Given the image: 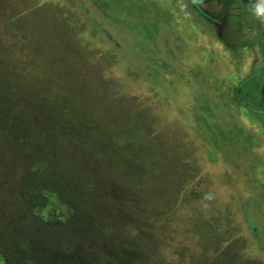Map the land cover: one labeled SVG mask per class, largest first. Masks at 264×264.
Wrapping results in <instances>:
<instances>
[{"label":"rangeland","instance_id":"374dc122","mask_svg":"<svg viewBox=\"0 0 264 264\" xmlns=\"http://www.w3.org/2000/svg\"><path fill=\"white\" fill-rule=\"evenodd\" d=\"M172 16L158 0H0L3 63L19 67L27 90L59 98L44 110L36 103L40 122L61 121L57 109L67 104L72 82L71 105L82 108L75 121L101 123L105 139L113 137L109 126L116 120L136 123L140 134L153 137L151 151L138 149L150 152L153 169L140 162L136 170L147 171L149 187L133 192L119 186L121 198L109 201L105 217L112 236L96 245L95 261L97 255L100 264L117 257L115 228L126 244L133 222L132 247L141 251L132 254V264H146L147 247L152 264H264V173L255 168L259 158L248 156L238 123L248 114L238 101L257 107L262 95L245 101L228 77V61L215 60L212 48L203 59L206 47L180 33L192 20L180 12ZM16 184L1 195L0 233L7 236L13 225L2 204L11 194L30 210L31 227L9 235L18 244L0 236V264H25L31 257L22 250L24 237L36 239L45 225L48 231L58 219H72L52 189L35 185L17 194ZM207 193L214 199L204 200Z\"/></svg>","mask_w":264,"mask_h":264},{"label":"trees","instance_id":"16d2710c","mask_svg":"<svg viewBox=\"0 0 264 264\" xmlns=\"http://www.w3.org/2000/svg\"><path fill=\"white\" fill-rule=\"evenodd\" d=\"M6 55L4 46L0 49V199L4 188L12 191V184H19L17 194L35 185L44 186L60 196L61 204L67 206L73 219L68 218L67 223L58 219L54 222L55 227L48 231L47 226L51 225H45L44 235L35 234L36 239L32 235L24 237L22 250L31 257L25 264H100L98 255L96 261L94 259V254H98L96 245L101 239L105 241L112 236L107 234L111 224L105 221L110 214L109 201L120 200L119 186L122 184L133 192L149 187L144 182L147 171L136 170L140 162L149 170L153 169L150 152L138 151L142 145L146 151H151L153 137L149 131L140 134L141 130L131 125L136 123L116 120L109 126L113 137L105 139L103 130H98L101 123L75 121L82 108L74 107V110L71 105L77 93L72 82L66 91L67 104L57 109L61 121L55 125L52 121H38L33 107L40 104L44 110L59 98L53 92L27 90L17 76L19 67L3 63ZM106 189H113L116 194L106 192ZM16 196L11 194L6 204L2 202L13 223L9 228L13 236L16 227L23 232L31 227L27 224L30 210L15 200ZM131 213L130 220L136 221L135 216L132 219L133 211ZM39 222V225L45 223ZM130 223L126 244L117 240L119 231L115 228L113 243L118 246L117 257L103 259L105 264H132L135 261L132 254L141 250L133 249L136 242L131 231L134 225ZM10 234L0 233V236L6 244H18L17 238ZM152 252L148 247L145 249L146 264H152Z\"/></svg>","mask_w":264,"mask_h":264},{"label":"crops","instance_id":"0c3cea01","mask_svg":"<svg viewBox=\"0 0 264 264\" xmlns=\"http://www.w3.org/2000/svg\"><path fill=\"white\" fill-rule=\"evenodd\" d=\"M252 2L253 0H197L195 3L193 0H158L171 16L180 12L192 20L188 25L183 24L180 33L186 36L188 43L197 41L206 47L203 59L209 57L207 51L212 48L215 60L218 58L220 63L228 61L233 69V75L228 74V77L236 80L237 88L234 91L244 93L243 99L247 102H254V95L261 89L264 94V23L251 14ZM170 20L172 28H176L173 16ZM252 77L255 79L242 87ZM238 102L248 113L238 117V123L244 127L246 148L250 147L248 156L259 158L260 162L255 164V168L257 172L264 173V101L257 107L249 106L241 100ZM234 103L231 107L238 109L237 103Z\"/></svg>","mask_w":264,"mask_h":264},{"label":"clouds","instance_id":"9594fccd","mask_svg":"<svg viewBox=\"0 0 264 264\" xmlns=\"http://www.w3.org/2000/svg\"><path fill=\"white\" fill-rule=\"evenodd\" d=\"M193 2L195 3L197 2V0H193ZM250 12L258 21L264 23V7H262L259 3H256L255 0H253L251 4ZM203 199L206 201H211L214 199V196L212 195V193H207L205 194ZM207 208L208 205H204V210H207Z\"/></svg>","mask_w":264,"mask_h":264},{"label":"flooded vegetation","instance_id":"af4514ba","mask_svg":"<svg viewBox=\"0 0 264 264\" xmlns=\"http://www.w3.org/2000/svg\"><path fill=\"white\" fill-rule=\"evenodd\" d=\"M255 1H256V3H260V5H261L262 7H264V0H255ZM252 79L254 80L255 77H252V78L248 79L247 81H245V84H244L242 87H244L246 84H248L249 82H251ZM238 92L240 93V91H238ZM260 93H261V95H262V99H263V101H264V94H263L262 89L260 90ZM254 98H255V95H254Z\"/></svg>","mask_w":264,"mask_h":264},{"label":"water","instance_id":"95a60500","mask_svg":"<svg viewBox=\"0 0 264 264\" xmlns=\"http://www.w3.org/2000/svg\"><path fill=\"white\" fill-rule=\"evenodd\" d=\"M260 4V3H259Z\"/></svg>","mask_w":264,"mask_h":264}]
</instances>
